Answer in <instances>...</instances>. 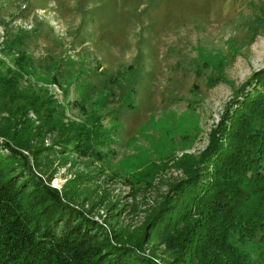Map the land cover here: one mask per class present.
Masks as SVG:
<instances>
[{
    "label": "rangeland",
    "instance_id": "obj_1",
    "mask_svg": "<svg viewBox=\"0 0 264 264\" xmlns=\"http://www.w3.org/2000/svg\"><path fill=\"white\" fill-rule=\"evenodd\" d=\"M0 35L21 36L6 64L21 50L30 57L17 87L45 99L51 122L85 119L76 100L110 130L104 159L67 153L38 171H52L53 185L133 238L206 147L235 90L264 65V0H0ZM153 254L163 262V248Z\"/></svg>",
    "mask_w": 264,
    "mask_h": 264
},
{
    "label": "trees",
    "instance_id": "obj_2",
    "mask_svg": "<svg viewBox=\"0 0 264 264\" xmlns=\"http://www.w3.org/2000/svg\"><path fill=\"white\" fill-rule=\"evenodd\" d=\"M15 39L0 41L7 67L0 71L7 111L0 119V264H264V65L235 90L206 147L128 238L76 202L72 189L53 185L52 171H38L67 153L102 160L111 135L103 115L87 114L76 100L85 119L51 122L45 99L17 87L30 57L21 50L14 67L6 64ZM47 131L57 132L52 142L35 143Z\"/></svg>",
    "mask_w": 264,
    "mask_h": 264
},
{
    "label": "built area",
    "instance_id": "obj_3",
    "mask_svg": "<svg viewBox=\"0 0 264 264\" xmlns=\"http://www.w3.org/2000/svg\"><path fill=\"white\" fill-rule=\"evenodd\" d=\"M2 38H3V35H0V41L2 40ZM69 50L72 51V49L70 47H69ZM0 55H1V53H0Z\"/></svg>",
    "mask_w": 264,
    "mask_h": 264
}]
</instances>
